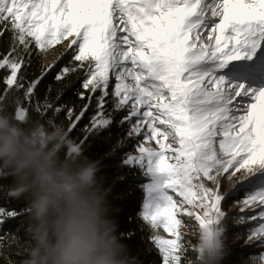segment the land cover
I'll use <instances>...</instances> for the list:
<instances>
[{
  "label": "rangeland",
  "instance_id": "rangeland-1",
  "mask_svg": "<svg viewBox=\"0 0 264 264\" xmlns=\"http://www.w3.org/2000/svg\"><path fill=\"white\" fill-rule=\"evenodd\" d=\"M0 3V18L16 23L22 38L48 57L74 50L93 64L89 79L104 92L112 84L106 95L138 115L143 140L129 161L150 179L142 214L155 228L162 264L178 262L182 218L192 217L205 242L200 257L212 262L209 246H219L226 214L219 202L230 182L225 173L238 183L251 179V187L258 180L241 210L253 207V240L264 242V0ZM255 56L260 62L250 61Z\"/></svg>",
  "mask_w": 264,
  "mask_h": 264
},
{
  "label": "trees",
  "instance_id": "trees-1",
  "mask_svg": "<svg viewBox=\"0 0 264 264\" xmlns=\"http://www.w3.org/2000/svg\"><path fill=\"white\" fill-rule=\"evenodd\" d=\"M73 51L48 57L0 18V264H162L142 214L150 179L129 161L143 140L138 115L106 95L112 84L104 92L92 82L93 64ZM229 174L212 262L200 257L205 242L192 217L182 218L175 264H264V242L253 240L259 219L252 206L241 210L259 182Z\"/></svg>",
  "mask_w": 264,
  "mask_h": 264
},
{
  "label": "bare ground",
  "instance_id": "bare-ground-1",
  "mask_svg": "<svg viewBox=\"0 0 264 264\" xmlns=\"http://www.w3.org/2000/svg\"><path fill=\"white\" fill-rule=\"evenodd\" d=\"M262 3H260L261 5ZM250 8V7H249ZM244 13L247 15L249 13V11L247 9L244 10ZM260 49H264V41L262 42V45H261V48ZM251 60L250 61H254V62H260L261 60V57H258V56H255L253 58H250ZM247 61V60H245ZM248 63V61H247ZM258 67V66H257ZM246 72H248V69H244ZM256 74V73H255Z\"/></svg>",
  "mask_w": 264,
  "mask_h": 264
}]
</instances>
